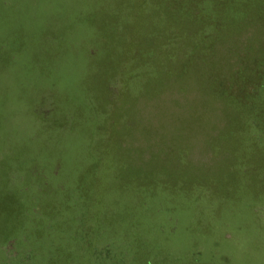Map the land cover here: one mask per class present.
<instances>
[{
    "label": "rangeland",
    "instance_id": "1",
    "mask_svg": "<svg viewBox=\"0 0 264 264\" xmlns=\"http://www.w3.org/2000/svg\"><path fill=\"white\" fill-rule=\"evenodd\" d=\"M192 1L0 0V264H264V0Z\"/></svg>",
    "mask_w": 264,
    "mask_h": 264
},
{
    "label": "trees",
    "instance_id": "2",
    "mask_svg": "<svg viewBox=\"0 0 264 264\" xmlns=\"http://www.w3.org/2000/svg\"><path fill=\"white\" fill-rule=\"evenodd\" d=\"M171 1H172V0H171ZM199 1H200V0H199ZM191 3L194 4V3H198V2H197V0H195V1H192ZM194 7H195V6H194ZM189 22H190V21H189ZM190 23H191V22H190ZM192 25L195 26L194 24H192ZM196 26H197V28H198V25H196ZM194 28H195V27H194Z\"/></svg>",
    "mask_w": 264,
    "mask_h": 264
}]
</instances>
